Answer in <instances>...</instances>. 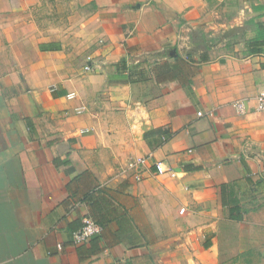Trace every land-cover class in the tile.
<instances>
[{
	"label": "crops",
	"instance_id": "crops-1",
	"mask_svg": "<svg viewBox=\"0 0 264 264\" xmlns=\"http://www.w3.org/2000/svg\"><path fill=\"white\" fill-rule=\"evenodd\" d=\"M251 19L264 0H0V264H264ZM147 155L177 175H123Z\"/></svg>",
	"mask_w": 264,
	"mask_h": 264
},
{
	"label": "built area",
	"instance_id": "built-area-1",
	"mask_svg": "<svg viewBox=\"0 0 264 264\" xmlns=\"http://www.w3.org/2000/svg\"><path fill=\"white\" fill-rule=\"evenodd\" d=\"M76 94L74 92L69 93V98H74ZM236 112L240 115L246 114L250 110V100L246 98L236 99L233 103ZM254 108L258 111H264V91L260 92L254 98ZM199 115H203L199 112ZM151 155L141 156V157H131L128 159L123 175L125 177L131 176L137 181H141L145 178V172L148 171L150 167H155V172L158 175H169L176 176L177 171L168 165H165L163 161H152ZM102 225L99 224L90 216H85L83 218L82 226L74 232L73 239L76 244H83L88 242L93 236L97 235L102 230Z\"/></svg>",
	"mask_w": 264,
	"mask_h": 264
},
{
	"label": "trees",
	"instance_id": "trees-1",
	"mask_svg": "<svg viewBox=\"0 0 264 264\" xmlns=\"http://www.w3.org/2000/svg\"><path fill=\"white\" fill-rule=\"evenodd\" d=\"M254 19H251L249 20L246 25H255L256 29L257 30V34H256V38L257 39H261L263 38L264 39V31H262L264 28V21L262 19V21L260 22H256ZM254 28V27H252ZM238 29H241V27H237L235 28V30H238ZM193 40H195V43H197V48H201V49H208L209 48V43H208V40H207V35L206 33H204L203 31H195L193 33ZM260 48L256 49L257 51H259ZM164 136H166L167 138H169L171 136L170 132L166 131L164 132L163 134Z\"/></svg>",
	"mask_w": 264,
	"mask_h": 264
},
{
	"label": "rangeland",
	"instance_id": "rangeland-1",
	"mask_svg": "<svg viewBox=\"0 0 264 264\" xmlns=\"http://www.w3.org/2000/svg\"><path fill=\"white\" fill-rule=\"evenodd\" d=\"M51 1L54 2L55 0H50V2H51Z\"/></svg>",
	"mask_w": 264,
	"mask_h": 264
}]
</instances>
